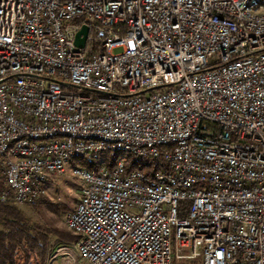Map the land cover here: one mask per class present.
<instances>
[{
  "label": "built area",
  "instance_id": "2783aa9c",
  "mask_svg": "<svg viewBox=\"0 0 264 264\" xmlns=\"http://www.w3.org/2000/svg\"><path fill=\"white\" fill-rule=\"evenodd\" d=\"M249 7L264 0H0V204L41 200L75 153L126 143L146 162L74 165L79 237L55 238L46 264L63 245L69 264H264V17Z\"/></svg>",
  "mask_w": 264,
  "mask_h": 264
},
{
  "label": "trees",
  "instance_id": "16d2710c",
  "mask_svg": "<svg viewBox=\"0 0 264 264\" xmlns=\"http://www.w3.org/2000/svg\"><path fill=\"white\" fill-rule=\"evenodd\" d=\"M127 168L133 169L137 164L131 162L128 153ZM73 164H83L97 168L101 161L92 159L87 154L73 157ZM97 162V163H96ZM99 163V164H98ZM145 168L143 165L137 167ZM129 169V170H130ZM44 204L55 215L53 218H34L21 204H0V264H46L50 241L54 237L76 241L79 235L71 228L61 226L57 218L68 213L73 208L67 203L50 200H37L34 206Z\"/></svg>",
  "mask_w": 264,
  "mask_h": 264
},
{
  "label": "rangeland",
  "instance_id": "374dc122",
  "mask_svg": "<svg viewBox=\"0 0 264 264\" xmlns=\"http://www.w3.org/2000/svg\"><path fill=\"white\" fill-rule=\"evenodd\" d=\"M121 48L116 47L114 48V51H119ZM122 158L126 159V156L124 154L121 155ZM70 165V166H69ZM73 163L68 164V167L70 171L73 170L74 168ZM46 187H47V193L45 194V197L43 199H47L50 201H55V202H61V203H67L69 204L72 208L76 206L80 192H81V186L80 182L76 180L75 178H72L70 176L66 175H54L51 177L47 182H46ZM34 218H53L55 215H53L44 204H39V206H34L32 204H21ZM68 213L63 214L59 218H57V223L61 226H64L67 228V223H66V216ZM55 238H59L57 240H66L61 237H54L50 241V246L53 245V240ZM49 253V252H48ZM48 256L46 258V263H47ZM63 258H59V264H63ZM69 262V259H66V263ZM173 264H201V259L200 257L197 258L194 261H185V260H179L178 262H174Z\"/></svg>",
  "mask_w": 264,
  "mask_h": 264
},
{
  "label": "bare ground",
  "instance_id": "6f19581e",
  "mask_svg": "<svg viewBox=\"0 0 264 264\" xmlns=\"http://www.w3.org/2000/svg\"><path fill=\"white\" fill-rule=\"evenodd\" d=\"M249 15L252 17H264V7H249ZM51 138H58V131H51ZM85 139L89 142H94L97 144L102 145H111V136L109 134H103L102 132H96V131H86L85 132ZM30 141H41V133H30ZM128 153L131 156V162H134L136 165L135 168L130 169L132 172L137 173H145L146 170V162L141 161L138 158V151L132 150V144H126V143H117L116 144V151L114 152V159L111 158V156H103V158H95L98 162L101 161V164L98 165L97 168L102 167H113L114 163H121L122 167H128L127 166V158L124 159L122 156H117V153ZM120 153V155H121ZM81 155L83 153H75L74 155H71V162L73 163V157L76 155ZM97 163V162H96ZM67 163L64 166V174L66 176H73L74 175V168L72 171L69 170ZM99 164V163H98ZM81 165V164H76ZM138 165H143L145 168L137 167ZM70 166V165H69ZM59 258H69V263H71L74 259V256L69 253V250L65 249L61 251ZM59 258L56 261H52L54 264H59ZM66 262V261H65Z\"/></svg>",
  "mask_w": 264,
  "mask_h": 264
},
{
  "label": "water",
  "instance_id": "95a60500",
  "mask_svg": "<svg viewBox=\"0 0 264 264\" xmlns=\"http://www.w3.org/2000/svg\"><path fill=\"white\" fill-rule=\"evenodd\" d=\"M90 27L88 24H82L81 28L76 33V43L83 47L86 44L87 37L89 34Z\"/></svg>",
  "mask_w": 264,
  "mask_h": 264
},
{
  "label": "crops",
  "instance_id": "0c3cea01",
  "mask_svg": "<svg viewBox=\"0 0 264 264\" xmlns=\"http://www.w3.org/2000/svg\"><path fill=\"white\" fill-rule=\"evenodd\" d=\"M62 247H63V248H62L61 251L65 250V249L69 250V247H66V246H64V245H63ZM66 259H69V258H65V260L63 259V262H62L63 264L65 263ZM50 264H54V263H52V261H51ZM66 264H69V262L66 263Z\"/></svg>",
  "mask_w": 264,
  "mask_h": 264
}]
</instances>
